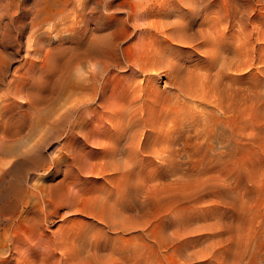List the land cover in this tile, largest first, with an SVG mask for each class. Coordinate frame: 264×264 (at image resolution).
<instances>
[{
	"label": "rangeland",
	"instance_id": "obj_1",
	"mask_svg": "<svg viewBox=\"0 0 264 264\" xmlns=\"http://www.w3.org/2000/svg\"><path fill=\"white\" fill-rule=\"evenodd\" d=\"M226 1L235 14L222 27L209 23L213 37L219 46H241L235 52L247 60L239 61L252 63L236 73L250 102L233 118L219 116L237 136L235 153L211 158L178 146L172 158L144 159L114 181L74 164L83 157L94 170L101 164V151L89 145L103 125L97 118L129 88L145 87L148 75L136 71L144 63L137 57L133 68L104 69L98 50L118 48L116 58L134 52L139 32L130 25L163 22L177 0H0V264H264V0ZM220 9L199 13L191 32ZM151 32L145 39L157 48L162 40ZM80 50L98 54L78 60ZM156 73L148 87L162 99L174 96L168 74ZM89 74L97 80L81 83ZM197 104L187 110L202 115Z\"/></svg>",
	"mask_w": 264,
	"mask_h": 264
},
{
	"label": "bare ground",
	"instance_id": "obj_2",
	"mask_svg": "<svg viewBox=\"0 0 264 264\" xmlns=\"http://www.w3.org/2000/svg\"><path fill=\"white\" fill-rule=\"evenodd\" d=\"M136 1L142 2L144 0H136ZM176 3H177V7L176 8L174 7L175 9H171V10L166 11V13H163V15H166V17L163 18L164 21L161 20L163 22H160V23L156 22V24H150V22H148V21L146 22L144 20L145 18H143V19L137 18L135 20V23L133 22L134 24L132 23L133 25L132 24L130 25V27L132 26V29L136 32L138 31L139 34L136 37V42L133 43L134 52L129 51L125 54V56H124V53L122 52L121 57H120V55L118 57L121 60L120 59L118 60V58H116L117 55L115 54L116 53L115 51L118 48L116 50H114L115 48L109 49L110 47L109 48L107 47L108 49H105L106 46L102 47V45H101V47L102 48L105 47L104 49L98 50L96 48L98 50V53L100 54L99 56L101 57V59H102V57L105 59V62L103 60H101L104 62V63L102 62V64H103L102 68L107 69L108 66H113V67L117 68V67H119L120 64H122V66H125V67L128 66V68L129 67L133 68L136 61L134 62V65L132 62L134 61V59L137 60L136 59V57H137L139 59H142L141 62L144 60V63L142 62L144 65L141 63L142 65L141 64L140 65L143 66V68L141 69V67H140V70H136V71L139 73H142V74H146L145 77L147 75H148V77L145 80L146 81L145 87L140 85V83H139L140 86H138L136 81H134L137 84V86L135 85L136 87L134 89L129 88V84L133 83V81L130 80L131 83H129L128 87H126V88L131 89L130 93H133V92L134 93H133V95L131 94V96H132L131 99H129L127 101L125 100L124 97H126L125 94L128 93L129 89H128V91L126 90L127 92H125V94H124L125 96L122 95L118 99L116 98L114 100V102L109 101L108 98H106L104 96L106 98V100L109 101V104H110V102H113V103L110 106H107V104H106V106L103 107L104 109L102 108L103 111L101 112V114L99 113L100 116L97 119L103 120V123L100 120L101 124H103V125L99 129L95 128V131L92 133L93 135H91L92 137L90 136L91 141H89L90 146H92L93 148H96L97 150L99 149L101 151V153L99 152L101 155V159H100L101 164L98 165V167L94 170L92 167H90L91 165H89L88 158L85 157V159H84V157H83V159H80L78 162H75V164H74L75 167L77 168V170H79V172H81V170H82V173L86 172L87 174L91 173V172H97L99 174H106L107 179H112V178L114 179V177L116 179V176H119L120 178H122L121 180H126L125 175H127L129 173H133L138 168L140 169L141 168L140 167L141 162H143L144 159L149 160L151 157H153V158L155 157V159H156L157 157H160L162 155H163L162 158L163 157H166V158L171 157L172 158L173 156L178 154V151L182 150V148H191V149H194L196 151H202V152H205L207 154V157L214 156V158L216 156H221V155L222 156L223 155L230 156V155L235 153V147H236V143H237L236 137L237 136L235 135L232 127H229L224 120H221V117H219V116L223 117L225 115L231 114V117L233 118L239 105L243 104L244 106H246V104H248V102H250V91H249L250 88L247 85V88L245 89L244 94H243V92L241 90L242 88H240L241 86L239 87L240 83L238 82L239 79L237 81L238 75L236 76V73L238 71L240 72V69L243 70L242 67L244 65L245 66L243 68H249L252 65V63L249 64L247 61L245 63H242L239 61V59L237 57V55H239V54H236L239 50L237 52H235V51L237 49H240L241 46L240 47L238 46L239 48L235 49L236 47L231 43L234 46V49L232 50L231 49L232 47L230 48L227 45L229 48L228 49L227 46H222L224 41L221 43V46H219V44H218L219 41L217 40L218 41V43H217V41L213 37V35L215 34V33L213 34L214 30L211 31V29H214V28H212L213 26L216 28L217 25L220 26L219 24L222 21H224V20L228 21V19H230V15L233 12L232 4L226 0H177ZM213 6H215V7L217 6V8H219L221 6V9L218 11L217 14L213 13L214 15L210 19L208 18L207 22L205 20L206 26L204 24V28H202L203 25L201 23L198 26V28H196L197 30L196 31L194 30L195 32H191L192 31L191 30L192 29L191 23L198 18L197 17L198 14L201 12H203L205 14V12H207L208 9L210 10L211 7H213ZM39 10H40V8H39ZM181 10L184 13L183 12L181 13ZM204 14H203V16H205ZM209 14H211V13H208V15ZM232 14H235V13H232ZM208 15H206V16H208ZM156 17H157V15H156ZM250 17H252V16H250ZM171 18H175V19L171 20ZM206 19H207V17H206ZM197 21H199V20H197ZM236 21H237V17H236ZM129 22L131 23L130 19H129ZM153 23H155V22H153ZM209 23L212 24L213 26H209L210 25ZM226 25H228V24H226ZM234 26H236V25H234ZM220 27H222V25ZM217 28L219 30L222 29V28L220 29L219 27H217ZM235 30H236V28H235ZM235 30L233 29L232 32H234ZM151 31L154 33V36L157 35V37L159 36V39L161 38V40H162L161 45L157 48L152 47L153 45L151 44L149 37H148V39H145L146 34H150L149 32H151ZM216 31L219 33V31L217 29H216ZM223 31L225 32V30H223ZM236 31L238 32V30H236ZM152 32H151V35H152ZM220 33H221V31H220ZM108 35H110V34H108ZM108 35L106 36V34H105L106 37L102 36V38L103 37L108 38V40L107 39L106 40L109 42L112 38H114L116 40L118 38V37L115 38V36H113V35H112L113 37L110 38L111 35H110V37ZM116 35L118 36V33ZM124 37H127V36H124ZM124 37H123V40L125 39ZM104 38L102 39L103 41H104ZM109 38H110V40H109ZM132 38H133V35H130L129 38L127 37V39L129 41L132 40ZM217 38H219V37H217ZM127 39H125V40H127ZM106 40L104 42L107 44L108 42ZM117 41H119V40H117ZM156 41H158V40H156ZM245 41H246V39H244V42ZM250 41H251V39H250ZM159 42L160 41H158V43ZM112 43H111V45H112ZM253 43H255V42H253ZM113 44H115V43H113ZM226 44H224V45H226ZM231 44H230V46H231ZM115 45H113V47ZM155 45L156 44L154 43V46ZM247 45L248 44H246V46ZM115 47H117V45ZM174 47H176L175 49L178 50L177 54L175 52L176 50H173ZM178 48L181 50L180 54H178V52H179ZM247 48H249V47H247ZM122 50H123V48H122ZM172 50L174 53H172ZM250 50H251V48H250ZM196 52H197L196 55L199 56L198 59L195 61L194 64L189 65L190 60H188V58L191 57L192 53L195 54ZM98 53L97 52L92 53V52L80 50V53H79L80 56L77 59L78 60L91 59L93 55L95 56V54H98ZM238 53L241 54L240 51ZM249 53H250V51L248 52V54ZM62 55H63V53H62ZM184 57H186V58H184ZM242 57L240 56V58H242ZM245 57H246V54H245ZM245 57H243V58H245ZM247 57H249V55ZM95 58H97V57H95ZM243 58H242V60H243ZM77 59H75V60H77ZM88 62H89V60H88ZM77 64L80 65L79 63H77ZM136 64H138V63H136ZM40 69H42V68H40ZM80 71H81V68H80ZM159 71H163V72L168 74V77L171 80V83H169L170 80L168 79L169 80L168 83L173 85V86H171V87H174L173 91L177 92L174 94V96H172L169 99H165L166 95L165 96L163 95L164 99H162L161 93H159L160 94L159 95L155 91H152L148 87L150 81L152 82V80H150L153 77L152 74H155L156 72H159ZM129 72H130V70H129ZM135 74H136V72H135ZM136 76H134V77H136ZM79 78H81V77L79 76ZM131 78H129V79H131ZM93 80H97L95 74H89L86 78H83L82 81L81 80L80 81H81V83L82 82H85V83L89 82L92 84V82H90V81H93ZM78 83H80V82H77L76 84H78ZM81 83L78 84V87H81L80 86ZM78 87L76 86V88H78ZM85 87H86V85H85ZM86 88H88V86ZM124 88H123V90H125ZM80 89H82V88H80ZM121 89H122V87H121ZM121 89H120V91H121ZM72 93H74V92H72ZM130 93H128L127 95H130ZM110 94H112V93H110ZM167 94L169 95L170 93L168 92ZM105 95H106V93H105ZM112 95L114 96V94H112ZM171 95H172V93H171ZM106 96H108V95H106ZM46 98H48V96ZM105 98H103V101H106V100H104ZM110 99H111V97H110ZM100 100H102V99H100ZM112 100H113V98H112ZM108 101L103 102L102 104L105 105L104 103H107ZM189 102H196V103H199L201 105L203 104L205 112L202 109V112H203L202 115L199 114L201 111L198 113L199 115L198 114H196V115L191 114L190 113L191 111L189 112L187 110ZM97 103H99L101 106L100 102H97ZM166 103H168V105H166ZM193 104H195V103H193ZM199 104H197V106ZM68 105H69V103H68ZM101 107L99 110H101ZM99 110H97V111H99ZM60 112H62V111H60ZM70 112H68V113H70ZM68 113H66V114H68ZM196 113H197V111H196ZM218 114H220V115H218ZM61 116L59 117L60 118L59 121L62 119ZM69 117L66 116L65 117L66 120H68ZM65 118H63V119H65ZM66 120H65V123H66ZM62 121L64 122V120H62ZM63 122H61V123H63ZM53 124L55 126H57L55 124V122ZM55 128H57V127H55ZM166 128H167V131H164V129H166ZM5 130H7V129H5ZM7 131L9 132V130H7ZM11 132L7 133V134H12ZM8 136L9 135H7V137ZM86 139H87V137L84 140H86ZM247 140L250 142V138H247ZM178 146H180L182 148H179L176 150V148ZM0 154H1V152H0ZM85 155L86 154H84V156ZM171 163L173 164V161ZM169 165H170V163L168 164V166ZM174 166H175V164H174ZM174 166L171 168L173 169ZM73 169H74V167H73ZM167 169H168V167H167ZM84 170H85V172H83ZM168 172H170V171H168ZM0 173H2V172H0ZM124 176H125V179H123ZM119 177H117V178H119ZM115 179H114V181H115ZM108 181H110V180H108ZM108 192H106V190H105V194H107ZM110 192H112V191H110ZM110 192L108 194H110ZM102 193H103L102 196H104L105 195L104 192H102ZM95 198H96V196H95ZM5 211H7V210H5ZM99 215H101V214H99Z\"/></svg>",
	"mask_w": 264,
	"mask_h": 264
}]
</instances>
